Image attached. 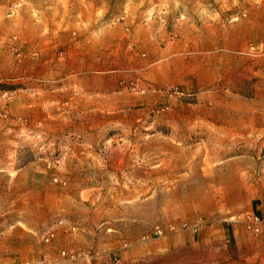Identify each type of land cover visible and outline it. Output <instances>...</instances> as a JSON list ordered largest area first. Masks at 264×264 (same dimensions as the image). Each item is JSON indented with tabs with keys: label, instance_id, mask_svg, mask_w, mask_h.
<instances>
[{
	"label": "rangeland",
	"instance_id": "obj_1",
	"mask_svg": "<svg viewBox=\"0 0 264 264\" xmlns=\"http://www.w3.org/2000/svg\"><path fill=\"white\" fill-rule=\"evenodd\" d=\"M21 262L264 264V0H0Z\"/></svg>",
	"mask_w": 264,
	"mask_h": 264
},
{
	"label": "built area",
	"instance_id": "obj_2",
	"mask_svg": "<svg viewBox=\"0 0 264 264\" xmlns=\"http://www.w3.org/2000/svg\"><path fill=\"white\" fill-rule=\"evenodd\" d=\"M253 229L255 232H258L260 230V225L258 223V219L257 218H254L253 220ZM16 264H31L29 262H21V263H16ZM34 264H40V263H34Z\"/></svg>",
	"mask_w": 264,
	"mask_h": 264
}]
</instances>
